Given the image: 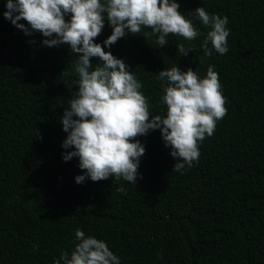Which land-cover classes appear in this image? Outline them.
Here are the masks:
<instances>
[{
	"label": "trees",
	"instance_id": "obj_1",
	"mask_svg": "<svg viewBox=\"0 0 264 264\" xmlns=\"http://www.w3.org/2000/svg\"><path fill=\"white\" fill-rule=\"evenodd\" d=\"M177 2L202 34L210 29L195 8L227 16L228 53L205 56L203 35L188 42L170 34L161 47L150 29L105 51L129 65L152 115H166L157 73L177 65L201 78L213 65L228 112L183 174L172 171L177 160L159 130L138 137L145 154L131 185L75 182L83 171L78 158L62 159L72 149L61 147L60 117L77 87L78 58L15 28L0 0V264H54L71 253L78 228L105 241L121 264H264V0ZM111 31L105 21L95 42ZM178 43L191 47L187 57Z\"/></svg>",
	"mask_w": 264,
	"mask_h": 264
},
{
	"label": "clouds",
	"instance_id": "obj_2",
	"mask_svg": "<svg viewBox=\"0 0 264 264\" xmlns=\"http://www.w3.org/2000/svg\"><path fill=\"white\" fill-rule=\"evenodd\" d=\"M4 7V19L25 35L39 32L44 46H67L78 58L77 87L60 117L67 134L61 147L72 149L63 152L62 159L78 158L83 171L74 178L77 184L111 178L135 185L145 154L138 137L153 130H159L164 146L177 160L172 171L183 174L199 161L200 142L214 134L217 121L228 112L214 66H208L203 78L192 68L182 71L178 65L160 70L157 78L162 86L166 82L160 101L166 115H152L141 82L124 59L105 48L128 34L137 36L142 29H150L161 47L168 44L170 34L188 42L203 35L200 48L205 56L213 51L225 55L230 35L227 16L195 8L196 18L210 29L202 34L184 17L177 0H5ZM105 21L112 31L101 45L95 41ZM176 49L183 57L192 51L184 43ZM93 58L97 63H92ZM74 235L77 243L71 253L61 252L54 264H121L105 241L86 236L79 228Z\"/></svg>",
	"mask_w": 264,
	"mask_h": 264
}]
</instances>
